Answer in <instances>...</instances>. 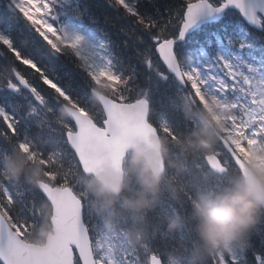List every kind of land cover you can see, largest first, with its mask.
<instances>
[{
	"label": "snow or ice",
	"instance_id": "1",
	"mask_svg": "<svg viewBox=\"0 0 264 264\" xmlns=\"http://www.w3.org/2000/svg\"><path fill=\"white\" fill-rule=\"evenodd\" d=\"M108 10L119 14V24L105 25ZM5 70L0 160L22 153L46 178L32 187L0 174V264H166L176 241L188 238L187 225L169 239L150 224L142 245L119 256L97 254L90 247L96 218L79 177L104 153L118 159L136 137L179 139L206 105L215 108L214 147L192 161L193 178L224 180L233 169L249 176L253 156L264 164V0H7L0 11V74ZM101 84H111L105 95L112 103L94 106ZM124 107L134 121L120 119ZM62 108H72L67 118ZM75 109L91 124L81 123ZM93 134L97 153L86 148ZM50 159L63 172L50 168ZM185 199L190 203L191 193ZM41 201L54 205L62 233L43 260L29 238ZM152 223L163 230V212ZM208 264H264V217L243 251Z\"/></svg>",
	"mask_w": 264,
	"mask_h": 264
},
{
	"label": "clouds",
	"instance_id": "2",
	"mask_svg": "<svg viewBox=\"0 0 264 264\" xmlns=\"http://www.w3.org/2000/svg\"><path fill=\"white\" fill-rule=\"evenodd\" d=\"M60 115L68 117V110L62 108ZM193 139L179 137L173 141L166 135L153 137L154 147L150 150L138 148L133 155L132 164L140 165L137 178L139 189H125L128 184L119 176L106 173L95 178L86 185V191L95 197L103 198L102 207L109 211L105 226L112 231L117 226L118 218L131 213L134 219L145 220L148 213L159 206L162 193L167 191L169 198L180 202L182 194H187L191 183L186 174L191 175L190 163L200 154L211 153L214 147L211 137L205 138L193 134ZM173 148L177 152H173ZM60 161L49 160V167L59 169ZM63 172V169H59ZM6 179L19 181L22 169L9 166L0 171ZM45 170L38 167L31 177H24L32 187H38L44 180ZM121 208L117 209V203ZM192 211L187 216L174 211L167 218L166 234L171 239L177 231L190 228L192 239L180 242L175 250L169 251L167 262L175 260V264H208L209 258L236 251H243L248 243V235L264 217V169H251V177L235 182L232 186H224L215 192L198 195L191 204ZM95 210V201L92 203ZM99 214V213H98ZM50 224L39 232V241L47 243L54 236ZM146 223L140 227L130 228L126 233L128 244L135 248L143 244L148 236ZM33 243L37 241H32Z\"/></svg>",
	"mask_w": 264,
	"mask_h": 264
},
{
	"label": "trees",
	"instance_id": "3",
	"mask_svg": "<svg viewBox=\"0 0 264 264\" xmlns=\"http://www.w3.org/2000/svg\"><path fill=\"white\" fill-rule=\"evenodd\" d=\"M103 20H104V23L106 26H110L109 24V21H114L115 23L119 24L120 23V20H119V14L116 13L115 11H111V10H108L107 12L104 13V16H103ZM112 31H115L114 28L111 29ZM7 71V70H6ZM6 76V75H4ZM111 85V84H110ZM193 134H195V130H194V126H192L191 128L187 129L180 137H184V138H187V139H193ZM188 136V137H187ZM173 152H177V150L175 148H173ZM16 162L15 164L12 166V167H19L22 169V175H21V179L19 181H23L25 182V179L24 177H31L33 175V173L36 171V167L39 165L38 163H30L28 161V159L23 155L21 154V156L18 154V152H16ZM193 161V160H192ZM192 161L190 163V167H192ZM40 166V165H39ZM233 173V174H231ZM231 173L229 174V176L224 179V180H219V179H216V178H211L209 180H206L211 186L214 185V182L218 184V190H220V188L224 187V186H232L235 182L239 181V180H242L240 175L236 172L235 169H233L231 171ZM197 178V177H196ZM199 179V178H198ZM214 181V182H213ZM191 183V187L188 189L187 191V194L188 193H191L192 195V200L191 202L189 203L185 197L187 196V194H182L183 195V199L181 200V202H186V204L184 205V207L186 208L187 206L191 205L192 204V201L196 198V194H195V191L193 190V186H197L198 185V182L196 180H191L190 181ZM128 185L130 186V189L134 191V186H133V178H130V180L128 181ZM217 190V191H218ZM209 190L206 192L208 193ZM103 199V198H102ZM98 203L100 204L101 203V200H98ZM176 205V202L174 203V200L169 198L168 196V193L165 195V193L163 192L162 193V199H161V202L159 204V206L156 208L155 211L153 212H150L148 213L147 215V218H146V221L145 220H140V222H142L143 224L146 223V225H148L147 229H148V233H149V226L151 224V227L154 231L156 232H161L162 235H165L169 238V236L166 234L165 232V229L167 227V218L168 217H171L173 215V212L176 211V209L183 213L181 211V208L180 207H177L175 209V206ZM118 206V205H116ZM163 212V220H164V229L161 230L160 228V225L159 224H154L152 223V218L154 216V214H159ZM183 215L187 216L186 214L183 213ZM185 229V228H183ZM188 233H189V236L187 239H184V240H177L176 241V245H178V243L180 242H189L191 241L192 239V233L190 231V228L187 227L185 229ZM178 232V231H177ZM170 239V238H169ZM175 250V249H174Z\"/></svg>",
	"mask_w": 264,
	"mask_h": 264
},
{
	"label": "water",
	"instance_id": "4",
	"mask_svg": "<svg viewBox=\"0 0 264 264\" xmlns=\"http://www.w3.org/2000/svg\"><path fill=\"white\" fill-rule=\"evenodd\" d=\"M97 99L102 103V104H111L112 102L108 100V98L102 96L99 93L95 94ZM125 109H127V112H124L123 114L119 115L120 119L126 123L128 122H132L135 119V114L131 109H128L126 107H124ZM69 115L71 114L72 109L67 108ZM122 110V109H121ZM120 110V112H121ZM76 111V110H75ZM78 116L80 117V121L81 123L84 124H91V119L87 116L81 115L80 112L76 111ZM120 114V113H119ZM100 131H103V129H101ZM154 137V135H153ZM153 137L151 136V134H146L144 137L139 136L136 137L135 139H133L132 141H130L127 146H125L123 148V150L120 152L119 154V158L118 159H113L110 155H108L107 153H104L102 156V162L93 170H91L89 172L88 175L90 174H94L96 176V178L104 176L106 173H111L114 175H119L121 177H123V160L125 158L126 152L128 150H137L138 148H144L146 151L150 150L154 147L153 144ZM86 148L90 153H97L99 151V144H98V140H97V135L93 134L90 135L87 139L86 142ZM247 179H249V176H245ZM62 192H60L59 190L57 191V199H60L61 197H63ZM54 213H55V209H54ZM53 225H54V230L56 231V236L55 237H50L49 241H48V245L46 246V248H44V253H48L53 247H55L56 245H51V243H55L57 244L60 239L62 238V233L58 230L56 224H55V214L54 217L52 219ZM88 246V243H87ZM40 249L37 250V254H39ZM90 258V257H89ZM40 260H43L44 257H39Z\"/></svg>",
	"mask_w": 264,
	"mask_h": 264
},
{
	"label": "rangeland",
	"instance_id": "5",
	"mask_svg": "<svg viewBox=\"0 0 264 264\" xmlns=\"http://www.w3.org/2000/svg\"><path fill=\"white\" fill-rule=\"evenodd\" d=\"M100 87H101V89H102V91L104 92V93H106V91L111 87V85H109V86H107V84H101L100 85ZM93 105L95 106V103H93ZM208 106V108H209V115L210 116H212L213 118H214V116H213V113H214V111H215V108H214V106L213 105H211V104H209V105H207ZM203 120H205V118L203 117L202 118ZM207 120L208 121H210V117H207ZM205 122V121H204ZM204 122H198L197 124H196V131H197V134H200V135H202V136H205V138H208L209 137V131H208V129L206 128L207 127V122H205V124L203 125V123ZM185 137V136H184ZM188 137V136H187ZM241 152H243L242 151V149H239ZM20 156H21V154L20 153H18ZM246 156H247V159H248V155L246 154ZM255 162L258 164V166H259V168L260 169H264V166H262L260 163H258V159L257 158H255ZM252 161H253V158L251 159V161H250V164H252ZM260 164V165H259ZM89 183V182H88ZM138 184H139V181H138ZM176 201L174 200V203H175ZM180 207H181V209H183V206L182 205H180ZM43 208H42V206H40L39 205V207H38V211H37V215H38V219H42L43 217H44V215L42 214L43 213ZM191 211L192 210H187V213H191ZM128 216L130 217V218H132V221L134 222V221H136L135 219H134V216H133V214H131V213H128ZM132 222V223H133ZM35 226H37L38 224H37V222H36V224H34ZM40 229H42V227H40ZM109 250H111V248H108ZM108 254H110V252L108 253ZM102 255V254H101Z\"/></svg>",
	"mask_w": 264,
	"mask_h": 264
}]
</instances>
